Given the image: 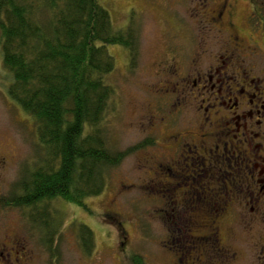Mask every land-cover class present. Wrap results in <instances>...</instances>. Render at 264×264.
Returning a JSON list of instances; mask_svg holds the SVG:
<instances>
[{"label": "rangeland", "instance_id": "374dc122", "mask_svg": "<svg viewBox=\"0 0 264 264\" xmlns=\"http://www.w3.org/2000/svg\"><path fill=\"white\" fill-rule=\"evenodd\" d=\"M222 1L100 0L110 14L115 32L126 38L128 46L123 42L106 46L114 64L107 83L114 88V94L108 101L99 130L107 148L124 155L115 166L106 170L104 190L85 200L86 209L60 198L45 200L38 205L37 211L35 208L30 210V207L4 206L5 199L18 193L20 180L41 167L44 146L38 140L36 121L7 95L11 74L3 63L0 37V155L6 159L0 171V239L7 243L6 252L9 253L0 264H119L112 257L114 254L108 252L111 250L106 248V244L114 242L117 232L116 221L108 213L122 221L132 238L134 252L147 258L148 264H170L172 253H177L181 247L172 243L171 237L168 238L170 249L162 247V240L166 239L160 215L163 201L161 180L166 174L162 160L171 158L175 161L176 158L160 146L164 143L161 133L175 135L184 128L194 131L200 125L201 111L197 107L203 97L198 98L196 92L191 94L186 97L185 106L178 105V109L167 117L175 108V97H171L173 93H170L167 81L179 79V71H185L181 66L191 69L188 63L200 48L210 53L215 50L223 51L225 55L231 53L225 39L230 32L204 22L205 12ZM228 1L232 7L224 12L223 20L233 23L236 33L246 40L245 49L239 51L244 60L235 67H243L246 71L251 69L249 72L256 77L255 82L263 91V28L251 29L246 26L244 18L254 16L252 10L254 14L258 11L249 0ZM256 2L262 4L259 15L263 17L264 0ZM220 32L223 41L216 36ZM171 56L178 61L175 64L178 75L174 80L162 72L169 65L166 61ZM197 58L196 65L207 61L204 55ZM221 60L226 61L224 57ZM169 121L175 132L172 128L165 129ZM188 138L191 141L192 137ZM172 186L175 188H169V194L176 196L175 181ZM43 210L53 213L56 229L51 247L56 248L54 252L58 258L53 256L51 263L49 256L53 252L48 250L47 253L42 243V231L29 217ZM80 225H86L92 231L93 243L90 251L87 250L88 255L81 251ZM5 235L13 240L3 238ZM176 237L174 234L173 238ZM11 246L16 247L14 251ZM243 247H247L246 240Z\"/></svg>", "mask_w": 264, "mask_h": 264}, {"label": "flooded vegetation", "instance_id": "af4514ba", "mask_svg": "<svg viewBox=\"0 0 264 264\" xmlns=\"http://www.w3.org/2000/svg\"><path fill=\"white\" fill-rule=\"evenodd\" d=\"M249 2L256 6L258 14L252 10L254 16L244 17L246 26L254 30L263 28L264 46V16L259 15L262 4L256 0ZM230 7L232 3L223 0L205 12L204 22L230 32L225 39L231 53H210L200 48L188 63L191 69L181 66L185 71H179V79L167 81L171 97H175V108L169 110L167 117L178 105L185 106L186 97L191 94L196 92L198 98L203 97L197 107L201 111L200 125L194 131L184 128L175 135L161 133L164 143L160 146L176 158L162 160L166 173H162L165 178L161 180L160 215L166 231L162 247L170 249V237L172 243L181 247L172 253L170 264H264V90L260 91L251 69L235 67L244 60L239 51L245 49L246 40L236 33L233 23L223 20ZM216 36L223 41L221 32ZM248 39L252 37L248 35ZM202 55L207 61L196 65L197 57ZM177 62L171 56L162 71L172 80L178 75ZM198 98L192 97L195 102ZM169 122L165 129L173 127ZM3 163L6 159L0 155V171ZM173 181L176 196L169 194V188H175L171 187ZM108 214L116 221L114 242L106 244L111 250L108 252L115 255L113 259L119 264H148L147 258L134 252L132 238L122 221ZM3 238L12 239L8 235ZM245 240L247 247H243ZM42 243L48 253L49 245ZM6 247L7 243L0 239V260L9 254ZM80 247L84 255L90 254L83 243ZM15 248L11 246L13 251Z\"/></svg>", "mask_w": 264, "mask_h": 264}, {"label": "trees", "instance_id": "16d2710c", "mask_svg": "<svg viewBox=\"0 0 264 264\" xmlns=\"http://www.w3.org/2000/svg\"><path fill=\"white\" fill-rule=\"evenodd\" d=\"M0 37L11 74L7 95L36 121L44 146L43 164L20 180L4 206L37 211L45 200L60 198L86 209L85 200L104 190L106 170L124 155L107 148L99 125L114 94L106 46H125L126 38L115 32L100 0H0ZM52 214L29 216L53 252L51 262ZM78 234L90 251V228L80 225Z\"/></svg>", "mask_w": 264, "mask_h": 264}]
</instances>
